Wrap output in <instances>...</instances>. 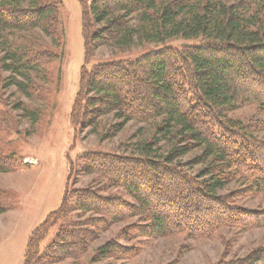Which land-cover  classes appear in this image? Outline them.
<instances>
[{"label":"trees","instance_id":"trees-1","mask_svg":"<svg viewBox=\"0 0 264 264\" xmlns=\"http://www.w3.org/2000/svg\"><path fill=\"white\" fill-rule=\"evenodd\" d=\"M78 1L84 64L71 122L95 131L99 120L111 115L114 135L132 121L160 122L151 139L140 143L138 156L92 152L80 157L86 175L122 188L133 203L90 188L66 190L59 209L31 231L24 264H55L85 253L95 234L84 222L70 223V199L76 210L99 215L87 220L94 226L138 217L143 225L130 228L142 237L203 238L222 227H264V208L237 206L234 194H220L230 183H240L242 193H264V140L255 137L253 126L229 116L245 103L257 104L264 115V0ZM62 6V0H0V31L40 29L52 40L48 52L11 48L3 57L2 68L28 82L12 78L10 83L27 96L30 72L64 58ZM175 38L199 43L149 50L134 60L93 62L101 46L128 51L135 43L159 45ZM60 73L59 68L58 82ZM164 144L167 150L158 155ZM193 152L198 153L188 164L203 167L188 176L178 161ZM15 160L0 156V173L16 171ZM59 220L54 241L41 254L40 243ZM134 253L109 240L96 248L92 262ZM216 264H264V245Z\"/></svg>","mask_w":264,"mask_h":264},{"label":"rangeland","instance_id":"rangeland-1","mask_svg":"<svg viewBox=\"0 0 264 264\" xmlns=\"http://www.w3.org/2000/svg\"><path fill=\"white\" fill-rule=\"evenodd\" d=\"M223 1L229 3L232 0ZM62 4L60 15L66 28L64 58L62 61L44 62L30 72L32 90L29 96L15 84H10L12 78L14 81H27L5 71L1 66L3 57L11 48L48 52L53 48L52 40L40 29L0 31V156H13L19 165L16 171L0 173V207L4 210L0 212V264H24L25 243L31 231L59 209L66 190L70 193L90 188L105 197H120L127 203H133L132 197L122 188L111 186L96 174L86 175L80 157L92 152L138 156L140 143L151 139L154 127L160 122L132 121L115 135L111 127L116 121L111 115L103 116L95 131L92 126H74L71 109L79 88L78 73L84 64L82 7L78 0H62ZM197 43L198 39L175 38L159 45L135 43L128 51L101 46L96 49L93 62L134 60L149 50ZM59 68L62 78L58 82ZM229 116L245 126H253L255 137L264 140V115L257 104L245 103ZM166 150L164 144L157 153L162 155ZM197 153H190L178 161L188 176L197 175L203 167L188 164ZM243 189L240 183H230L220 194H234L232 200L237 206L254 210L264 208V193L252 195L240 192ZM74 202L70 199L68 203L70 223L84 222L95 236L80 257L55 264H216L220 260L243 257L264 245V227L247 231L222 227L203 238H190L184 233L142 237L130 228L132 225H143L138 217L108 223L107 227L94 226L87 220L100 218L99 215L76 210ZM60 225L59 220L40 243L41 254L54 241ZM109 240L133 248L134 255L92 262L96 248Z\"/></svg>","mask_w":264,"mask_h":264}]
</instances>
